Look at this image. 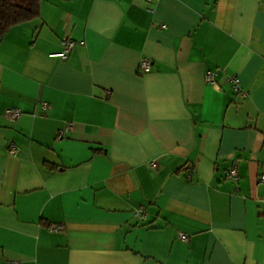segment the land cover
<instances>
[{
  "label": "crops",
  "instance_id": "obj_1",
  "mask_svg": "<svg viewBox=\"0 0 264 264\" xmlns=\"http://www.w3.org/2000/svg\"><path fill=\"white\" fill-rule=\"evenodd\" d=\"M263 174L264 0H42L0 38V264H264Z\"/></svg>",
  "mask_w": 264,
  "mask_h": 264
},
{
  "label": "built area",
  "instance_id": "obj_2",
  "mask_svg": "<svg viewBox=\"0 0 264 264\" xmlns=\"http://www.w3.org/2000/svg\"><path fill=\"white\" fill-rule=\"evenodd\" d=\"M148 1H152V0H148ZM76 46V41L74 40H65L63 42V49L62 51L56 53V54H53L54 56H59L61 58H67L69 53L74 49V47ZM141 69L144 71V72H149L151 70V62L147 59V58H143L142 61H141ZM217 72L214 71V70H209L206 72V81L209 85H211L214 89H217L219 90L220 89V85L219 83L217 82ZM229 82L232 83L233 87L235 88V90L239 91L240 90V87H239V79L237 77H231L229 78ZM48 104H44V107H47ZM22 114V110L20 108H8L6 110V115L7 117L14 121L16 120L17 118H19ZM67 129H71V127H67L65 130ZM65 130H61L59 133H58V137H62L64 135V132ZM17 148L16 147H13L11 152L13 154H15L17 152ZM153 166H156V162H153L152 163ZM228 176L232 179H237L238 178V169H237V166L234 165L228 172ZM261 182L264 183V174L261 176ZM139 213L141 215V217H144L145 216V211L144 209H140L139 210ZM49 229L51 231H62L64 230V226L62 224H59V223H52L50 224L49 226ZM180 237L187 241L189 239L188 235L185 234V233H181Z\"/></svg>",
  "mask_w": 264,
  "mask_h": 264
},
{
  "label": "trees",
  "instance_id": "obj_3",
  "mask_svg": "<svg viewBox=\"0 0 264 264\" xmlns=\"http://www.w3.org/2000/svg\"><path fill=\"white\" fill-rule=\"evenodd\" d=\"M42 0H0V38L20 23L40 15Z\"/></svg>",
  "mask_w": 264,
  "mask_h": 264
}]
</instances>
